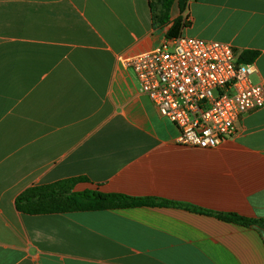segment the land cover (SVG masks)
I'll return each mask as SVG.
<instances>
[{
    "label": "crops",
    "instance_id": "0c3cea01",
    "mask_svg": "<svg viewBox=\"0 0 264 264\" xmlns=\"http://www.w3.org/2000/svg\"><path fill=\"white\" fill-rule=\"evenodd\" d=\"M0 0V264H264V107L221 146L177 143L179 130L120 56L181 35L256 52L264 86V0ZM83 178L98 189L177 206L28 215L26 190Z\"/></svg>",
    "mask_w": 264,
    "mask_h": 264
},
{
    "label": "built area",
    "instance_id": "2783aa9c",
    "mask_svg": "<svg viewBox=\"0 0 264 264\" xmlns=\"http://www.w3.org/2000/svg\"><path fill=\"white\" fill-rule=\"evenodd\" d=\"M119 61L177 126V143L184 147L217 148L234 135L242 116L264 107L255 65L241 63L226 43L180 35Z\"/></svg>",
    "mask_w": 264,
    "mask_h": 264
},
{
    "label": "trees",
    "instance_id": "16d2710c",
    "mask_svg": "<svg viewBox=\"0 0 264 264\" xmlns=\"http://www.w3.org/2000/svg\"><path fill=\"white\" fill-rule=\"evenodd\" d=\"M152 4L155 20L160 25L171 22V9L175 0H155ZM188 0H180V10L183 13L187 8ZM184 27L183 19L178 18L167 33V39H175L181 35ZM258 54L246 52L240 56L241 63H253ZM83 178H75L57 182L51 185L33 187L23 192L17 198V208L28 215L65 214L85 211H104L120 208H134L140 206H177L196 212L215 214L191 206L177 204L165 200L152 198H133L123 194L105 193L98 189L75 191V187L84 182ZM218 218L226 222H233L244 226H254L264 231V220L248 219L237 214L218 213Z\"/></svg>",
    "mask_w": 264,
    "mask_h": 264
}]
</instances>
